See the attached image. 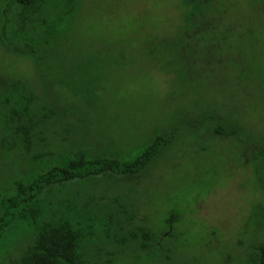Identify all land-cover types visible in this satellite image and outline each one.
I'll return each mask as SVG.
<instances>
[{"label":"rangeland","instance_id":"rangeland-1","mask_svg":"<svg viewBox=\"0 0 264 264\" xmlns=\"http://www.w3.org/2000/svg\"><path fill=\"white\" fill-rule=\"evenodd\" d=\"M5 10L0 0V216L55 166L131 161L154 136L175 139L140 176L44 190L4 229L0 264H24L45 222L79 232L86 264H254L264 0H47L33 29ZM43 49L48 72L34 61Z\"/></svg>","mask_w":264,"mask_h":264},{"label":"trees","instance_id":"trees-1","mask_svg":"<svg viewBox=\"0 0 264 264\" xmlns=\"http://www.w3.org/2000/svg\"><path fill=\"white\" fill-rule=\"evenodd\" d=\"M6 10L17 8L19 27L33 29L35 26L45 24L40 14L47 0H4ZM47 55L43 51L34 61L42 62V71H50L47 65ZM46 66V68H44ZM80 91L79 88H76ZM88 87L85 91H88ZM58 116V115H57ZM215 135H223L215 132ZM175 135L170 132L154 136L145 149L131 161L115 158L86 159L79 156L76 161L69 162L66 166H55L47 173L27 185L19 184L14 196L6 200V208L0 216V237L4 229L15 219L18 213L29 211L34 215L44 190L62 186L76 179H86L100 175L140 176L155 163L161 151L169 148L174 142ZM52 188V189H53ZM51 189V190H52ZM48 190V191H51ZM79 232L73 230L67 222H45L37 231L35 241L29 253L23 258L24 264H86L82 259L78 239ZM256 260L254 264H264V245L254 248Z\"/></svg>","mask_w":264,"mask_h":264}]
</instances>
